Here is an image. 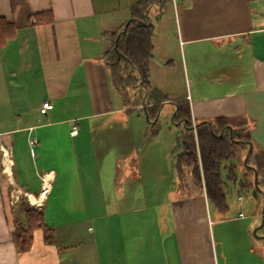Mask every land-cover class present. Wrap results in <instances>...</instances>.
I'll use <instances>...</instances> for the list:
<instances>
[{"label":"crops","instance_id":"crops-1","mask_svg":"<svg viewBox=\"0 0 264 264\" xmlns=\"http://www.w3.org/2000/svg\"><path fill=\"white\" fill-rule=\"evenodd\" d=\"M139 1L0 0V17L17 27L0 47V264H234L223 212L208 217L205 206L200 217L188 197L127 213L115 205L124 187L103 175L105 144L119 128L93 124L126 108L115 104L102 57ZM165 10L171 28L158 44L168 53L175 45L167 61L182 72L187 88L178 98L193 121L245 120L253 152H264V0H170ZM44 11L53 20L37 23ZM45 101L53 107L42 114ZM24 202L44 212L54 236L47 242L36 230L32 246L19 251L14 221Z\"/></svg>","mask_w":264,"mask_h":264},{"label":"rangeland","instance_id":"rangeland-1","mask_svg":"<svg viewBox=\"0 0 264 264\" xmlns=\"http://www.w3.org/2000/svg\"><path fill=\"white\" fill-rule=\"evenodd\" d=\"M165 11L164 9V13ZM116 16L121 15L117 14ZM151 17L156 27V37L153 40L156 50L154 58L150 62L148 76L151 87L142 85L139 80L133 83L129 82L128 79H135L136 76L137 79L139 78L127 61L120 63L123 83L119 87L115 70L108 65L115 104L123 105L126 109L124 112L116 110L103 119L95 120L93 124V126L119 128L116 133L109 135L112 140L105 144L109 149L103 152L102 157L108 161L109 165L102 168L103 175L107 177L106 179H116L117 185L121 188L124 187L123 191L118 192V204L115 205H118L119 208H126L127 213L133 212L132 208L134 207L157 206L161 211L168 207L171 200L175 202L180 198H187L188 201V197H193L187 204L198 208L200 217L205 206H208L209 209L208 217H210V211L214 217L215 207L208 203L205 191H201V188L198 187H189L182 191L178 189L176 183L173 171L174 152L181 138L186 134V130L183 125L174 121L173 116L175 108H177L176 104L178 102L185 103L181 102L178 95L187 88V85L182 79V72L178 65L169 69L172 66L167 60L170 56H174L175 45L171 44L170 53H168L167 48H161L158 44L159 40L168 38L167 34L171 28L170 12L163 16L159 8L153 7ZM127 23L128 21L123 25L121 23L116 30L120 31ZM119 34L122 35L119 40L122 45L125 43V38L121 32ZM118 37L119 35H117ZM104 58L108 63L109 55H104L102 59ZM114 58L118 61L120 55L115 53ZM154 107H159V111L155 112ZM239 146L244 154H248L249 143L242 142L239 143ZM244 172L245 170L239 167L236 181H228L225 190L229 208L227 212L222 213V216L229 220L220 227L221 230L225 229L227 232V239H224L226 245L228 241L233 245L231 248H226V250H230L228 252L230 253L229 262L264 264V260L263 262L261 260L264 259V181L261 179L259 188L256 185H249L242 189L240 182L244 178L247 181L254 178L252 170L248 169L250 175L247 174L245 177H243ZM186 180L187 183H190V175L186 177ZM202 195H205L206 198ZM239 196H241L240 199ZM110 200L113 203L114 199ZM115 205L111 204L112 208ZM244 221L249 224V228L245 230L238 225ZM250 222L253 224L250 225ZM230 225H235L240 229L233 231L232 228H229ZM232 231L236 235H233ZM205 235L204 244L208 246L210 239L214 241L213 226L209 228L208 235L207 231ZM249 240L252 241V245H248Z\"/></svg>","mask_w":264,"mask_h":264},{"label":"trees","instance_id":"trees-1","mask_svg":"<svg viewBox=\"0 0 264 264\" xmlns=\"http://www.w3.org/2000/svg\"><path fill=\"white\" fill-rule=\"evenodd\" d=\"M170 0H141L136 3L131 11V19L120 31L112 32V49L109 51L110 67L115 70L117 84L123 83L121 78V62L127 61L136 71L135 79L129 82L142 83L151 87L148 81L150 62L154 55V24L152 22V8L163 11ZM37 23H45L53 20L51 11H44L35 15ZM17 27L13 22L5 21L0 17V47L4 46L16 34ZM121 32L125 43L120 44L117 38ZM120 55L118 61L114 55ZM125 80V79H124ZM128 82V83H129ZM137 84V83H136ZM149 94V93H148ZM178 102L173 119L184 126L186 134L181 138L174 152V174L178 189L185 191L189 187L201 188L205 191L208 203L221 212H227L229 205L226 200V186L228 181H236L239 167L247 176L248 169L252 170L254 178L240 182L242 189L254 186L256 175L258 185L261 179L264 181V152H253L246 161L247 154L241 151L239 143H252L250 133L245 131V120H236L221 116L212 120L194 122L190 112L189 103ZM155 112L159 107H154ZM244 128V129H242ZM250 146V145H249ZM225 170V171H224ZM247 170V171H246ZM190 175V183L186 177ZM250 175V174H249ZM190 196V195H189ZM22 218H16L13 241L19 251L28 250L33 243L36 230H43L45 240L51 242L54 229L45 221L42 210L34 209L26 202L22 204Z\"/></svg>","mask_w":264,"mask_h":264},{"label":"built area","instance_id":"built-area-1","mask_svg":"<svg viewBox=\"0 0 264 264\" xmlns=\"http://www.w3.org/2000/svg\"><path fill=\"white\" fill-rule=\"evenodd\" d=\"M52 107H53V105H52V103L50 101H45L42 104V106L40 108V111H41L42 114H46L48 112V110H50ZM71 133H73V134H77L78 133V128H77L76 121L74 123V126L72 128ZM32 142H34V141H32ZM3 157H4V164L7 165L6 162H9V165H10L11 164V161H12V153H11V150L8 149V148H4V150H3ZM45 181H46V178L44 177V182ZM240 215L243 216L242 213Z\"/></svg>","mask_w":264,"mask_h":264},{"label":"water","instance_id":"water-1","mask_svg":"<svg viewBox=\"0 0 264 264\" xmlns=\"http://www.w3.org/2000/svg\"><path fill=\"white\" fill-rule=\"evenodd\" d=\"M249 145H250V148H249V152L246 156V161L250 158L251 154L253 153V144L250 143ZM255 185L259 188L257 175H256Z\"/></svg>","mask_w":264,"mask_h":264},{"label":"bare ground","instance_id":"bare-ground-1","mask_svg":"<svg viewBox=\"0 0 264 264\" xmlns=\"http://www.w3.org/2000/svg\"><path fill=\"white\" fill-rule=\"evenodd\" d=\"M7 165H9V162H6Z\"/></svg>","mask_w":264,"mask_h":264}]
</instances>
